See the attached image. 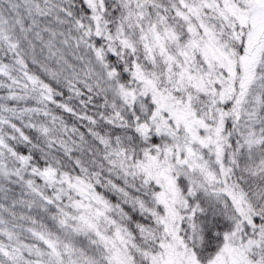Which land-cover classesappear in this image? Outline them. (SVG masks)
Returning <instances> with one entry per match:
<instances>
[{
  "label": "snow or ice",
  "instance_id": "1",
  "mask_svg": "<svg viewBox=\"0 0 264 264\" xmlns=\"http://www.w3.org/2000/svg\"><path fill=\"white\" fill-rule=\"evenodd\" d=\"M0 264H264V0H0Z\"/></svg>",
  "mask_w": 264,
  "mask_h": 264
}]
</instances>
